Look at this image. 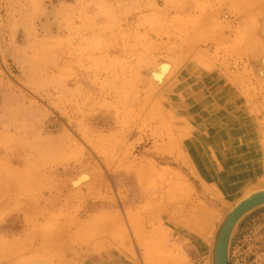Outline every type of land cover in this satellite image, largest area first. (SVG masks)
Listing matches in <instances>:
<instances>
[{
    "label": "rangeland",
    "instance_id": "obj_1",
    "mask_svg": "<svg viewBox=\"0 0 264 264\" xmlns=\"http://www.w3.org/2000/svg\"><path fill=\"white\" fill-rule=\"evenodd\" d=\"M262 58L264 0H0V264H214L264 190ZM228 260L264 264V206Z\"/></svg>",
    "mask_w": 264,
    "mask_h": 264
},
{
    "label": "water",
    "instance_id": "obj_2",
    "mask_svg": "<svg viewBox=\"0 0 264 264\" xmlns=\"http://www.w3.org/2000/svg\"><path fill=\"white\" fill-rule=\"evenodd\" d=\"M261 206H264V190L255 192L240 201L224 218L214 247L215 264H229L228 248L233 228L247 213Z\"/></svg>",
    "mask_w": 264,
    "mask_h": 264
},
{
    "label": "bare ground",
    "instance_id": "obj_3",
    "mask_svg": "<svg viewBox=\"0 0 264 264\" xmlns=\"http://www.w3.org/2000/svg\"><path fill=\"white\" fill-rule=\"evenodd\" d=\"M243 6H244V4H243ZM53 27H55V24L54 23H52V22H48V28H53ZM220 37H223V36H221L220 35ZM213 40H216V38H214ZM217 41V40H216ZM215 41V42H216ZM259 71V73H258V75L260 74V78L264 81V58H262V60H261V66H260V68L258 69ZM167 71H168V65H166V64H162V65H160L155 71H152L151 72V77H152V79L154 80V82L155 83H157V84H160L162 81H163V78H164V76H165V74L167 73ZM246 95V94H245ZM259 191V190H258ZM258 191H256V192H258ZM261 191V190H260ZM254 193H255V191H254ZM251 194H253V193H250L248 196H250ZM247 196V197H248ZM246 197V195H245V197L242 199V200H244V199H246L247 198ZM241 200V201H242ZM240 202V201H239ZM238 202V203H239ZM237 203V204H238ZM236 204V205H237ZM262 207V206H261ZM259 208V207H258ZM233 209V208H232ZM231 209V210H232ZM257 209V208H256ZM231 210H230V212H231ZM229 212V213H230ZM228 213V214H229ZM227 214V215H228ZM226 215V216H227ZM236 226V225H235ZM235 228V227H234ZM233 228V229H234ZM232 232H233V230H232ZM216 243V242H215ZM80 246V245H79ZM215 247V246H214ZM80 248V247H79ZM213 262H214V250H213ZM215 264V263H214Z\"/></svg>",
    "mask_w": 264,
    "mask_h": 264
},
{
    "label": "crops",
    "instance_id": "obj_4",
    "mask_svg": "<svg viewBox=\"0 0 264 264\" xmlns=\"http://www.w3.org/2000/svg\"><path fill=\"white\" fill-rule=\"evenodd\" d=\"M187 243H189L186 246V252H187L188 257L195 259V261L199 260L198 259V256H199L198 251L200 250V246H198L197 240L193 239V240L188 241Z\"/></svg>",
    "mask_w": 264,
    "mask_h": 264
}]
</instances>
